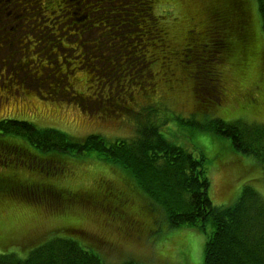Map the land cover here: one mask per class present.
I'll return each mask as SVG.
<instances>
[{
    "label": "trees",
    "instance_id": "16d2710c",
    "mask_svg": "<svg viewBox=\"0 0 264 264\" xmlns=\"http://www.w3.org/2000/svg\"><path fill=\"white\" fill-rule=\"evenodd\" d=\"M256 2L264 26V0ZM10 4L6 12L11 13L12 8L17 11L13 26L27 17L26 22H32L21 27V31L24 28L30 36L34 31L40 32L36 37L39 38L38 46H42L41 52L50 50L54 54L55 49H58L56 55L61 52L58 47L60 42L47 40L45 47L43 41L61 23L62 33L74 39L75 42L67 45L62 43V55L57 57L59 66L54 69L57 81L63 77L66 87L62 90L60 84L52 83L48 94L41 95L77 103L84 110L89 109L88 106H82L77 101L79 94L66 84L70 68L65 64H71V68L82 65L87 70H93L89 72V86L95 88L93 100L98 97L101 111L107 113L111 100L99 98L103 91L114 93L115 100L127 98L132 101L133 89L148 96L155 91L150 67L158 58L157 54L161 53L160 63L165 72L162 80L169 69L165 67L169 61L165 56L177 55L175 49L168 50V53L164 49L163 29L151 12V0H56L48 10L50 16L41 9L44 6L42 0H10ZM33 11L36 14L31 17ZM213 12L222 15L217 7ZM216 19L219 20L217 29L222 28V20ZM188 39L191 44H186L184 50L192 51L194 65L193 70L185 71L186 76L194 78V91L206 97L194 95L196 105L192 111L198 112L205 105L217 104L220 93L217 74L220 71L217 73L212 67L205 68L207 57H200L197 52H204V45L195 36H188ZM3 41L0 40L1 49L6 46ZM191 45L192 48H189ZM96 53L101 54L94 57ZM86 55L89 59L85 58ZM33 64L38 66L29 74L34 79H42L47 66L39 65L34 57L26 59L23 65ZM102 65L105 69L101 71ZM4 77L7 84L3 86L9 89L16 76L14 72L11 75L4 72L0 79ZM158 112L143 106H135L132 112L126 108L120 110L123 116L135 117V133L128 139L113 140L95 133L74 137L53 127H37L26 120L1 118L0 166L14 169L13 173L6 174L3 173L5 168L0 170L1 193L39 202V208L51 214H59L63 210L67 213L72 206L81 213L82 208L96 213L101 210L110 218L121 219L124 225L120 227L125 229L123 232L126 234L125 227L130 224L138 232H143L147 229L146 221L158 224L161 217V223L165 222L167 229L195 227L205 232L209 222L212 230L204 242L202 264H264V203L259 195L251 185H245L233 204L213 205L207 192L209 182L205 175L204 156L195 157L183 146L169 140L162 131L168 119ZM178 119L182 121V118ZM190 122L199 130L229 137L236 150L258 155L257 149L261 150L260 161L264 166V142L263 145L253 146L236 125L225 123L220 118H212L208 123ZM259 138H264L263 131L259 133ZM94 166L97 167V175L91 184L75 186L73 180L76 173ZM115 166L127 175L122 177L116 173ZM20 167H25L36 176L18 175L16 170ZM131 187L141 196L133 195ZM130 200L136 201L139 208H130ZM64 222L56 229L63 232L62 236L53 235L44 240L36 238L42 241L33 246L31 242L34 239H28L20 246L17 237L0 234V264H102L96 251L74 238L81 234L80 227L69 220ZM155 230L153 227L152 232ZM104 240L100 242L113 246L114 242ZM121 263L134 264L132 259Z\"/></svg>",
    "mask_w": 264,
    "mask_h": 264
},
{
    "label": "rangeland",
    "instance_id": "374dc122",
    "mask_svg": "<svg viewBox=\"0 0 264 264\" xmlns=\"http://www.w3.org/2000/svg\"><path fill=\"white\" fill-rule=\"evenodd\" d=\"M42 2L44 6L41 9L50 16L48 10L54 6L56 0ZM10 5V0H0V40H4L3 44L6 45L0 48V78L4 72L9 75L14 72L16 80L8 84V89L3 86L8 75L0 79V119L26 120L37 127H53L74 137L95 133L109 140L128 139L135 133L136 119L121 115L120 110L126 108L128 112H132L135 106L150 107L159 111V115L163 113L168 119L162 131L169 140L183 146L195 157L204 156L205 175L209 182L207 192L213 205L233 204L245 185H251L264 203V166L260 161L262 151L257 149L258 155L236 150L229 137L199 130L190 122L208 123L212 118H220L225 123L236 125L243 130L246 139L253 146L263 145L264 138H259V133L264 132V26L256 0H151V12L158 18L157 23L163 29L164 49L166 53L175 49L177 55L165 56L169 60L165 67L169 69L162 80L161 76L165 72L160 63L161 53L157 54L158 58H155L150 67L155 91L150 92L148 96L133 89L132 101L127 98L115 100L114 93L103 91L99 98L111 100L107 113L101 111L102 108L97 103L98 97L93 100L95 88L89 86V72L93 70H87L82 65L71 68V64H65L70 68L69 77L65 81L79 94L77 101L89 109L84 110L77 103L55 98L53 100L41 95L48 94L52 83L60 84L62 90L66 87L63 77L57 81L54 69L59 66L62 43L67 45L75 41L67 33H62L61 23L43 40L45 47L47 40L60 42V45H57L61 52L57 55L55 52L58 49H55L54 54L50 53V50L41 52L42 46H38L39 38L36 37L40 32L34 31L30 36L24 28L21 31V27L32 22H26L27 17L20 19L13 26L17 11L12 8V14L6 12L7 6ZM215 7L222 15L213 12ZM35 14L33 11L31 17ZM216 18L222 20L220 29H217L219 20ZM188 36H195L197 41L204 45V52L197 51L200 57H207L205 64L203 63L204 67L220 71L217 72L220 90L217 104L205 105L198 112L192 111L196 105L194 95H199V98L206 97L197 90L194 91V78L186 76L185 71L193 70L194 65L192 51L184 50L186 44H191ZM27 39L30 40L26 41ZM189 48H192V45ZM101 53H96L94 57ZM33 57L39 65L47 66L42 73V79H34L29 74L38 65H28L30 71L23 65L26 59ZM85 58L89 59V56L86 55ZM64 62L60 63L62 70ZM107 67L111 69V66ZM104 69L102 65L101 71ZM171 71L173 74H170ZM150 98L153 100L150 101ZM115 101L119 103L115 104ZM94 111L96 113H93ZM178 118H182V121ZM3 168V173L14 172L12 168L0 166V170ZM95 169L96 166L89 170H80L72 182L75 186L91 184L97 175ZM115 171L122 177L126 174L118 166H115ZM16 173L27 177L36 176L25 167H20ZM128 181L134 185L130 178ZM2 190L0 184V234L17 237L20 246L26 240L34 239L31 242L33 246L53 235L62 236L63 232L56 229L62 227L65 220H69L80 227L82 236L76 235L74 238L96 251L102 259V264H120L127 259H132L134 264H202L204 242L212 230L209 222L205 232L195 227L167 229L166 223H161V217L158 224L146 221L147 229L143 232H138L130 224L125 227L126 234L123 232L125 229L120 227L124 225L121 219L110 218L101 210L96 213L82 208L81 213L72 206L70 210L67 209V213L63 210L58 212L59 214H51L39 208V202L2 194ZM131 193L141 196L133 187ZM130 208H139V205L130 200ZM153 227L156 230L152 232ZM103 238L114 242L113 246L101 243L105 242Z\"/></svg>",
    "mask_w": 264,
    "mask_h": 264
}]
</instances>
